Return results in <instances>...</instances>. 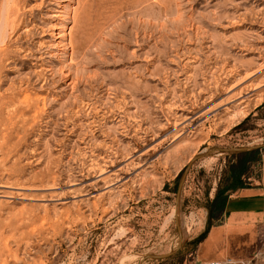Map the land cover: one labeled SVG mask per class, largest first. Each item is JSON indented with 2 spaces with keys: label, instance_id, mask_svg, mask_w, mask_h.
Returning a JSON list of instances; mask_svg holds the SVG:
<instances>
[{
  "label": "rangeland",
  "instance_id": "1",
  "mask_svg": "<svg viewBox=\"0 0 264 264\" xmlns=\"http://www.w3.org/2000/svg\"><path fill=\"white\" fill-rule=\"evenodd\" d=\"M6 15L0 264H202L261 176L264 0H0V31Z\"/></svg>",
  "mask_w": 264,
  "mask_h": 264
},
{
  "label": "crops",
  "instance_id": "2",
  "mask_svg": "<svg viewBox=\"0 0 264 264\" xmlns=\"http://www.w3.org/2000/svg\"><path fill=\"white\" fill-rule=\"evenodd\" d=\"M261 176L256 184L237 188L223 204V220L212 226L201 242L199 258L202 264L225 259L244 260L247 253L264 252L256 250V242L264 236V154ZM209 261V262H210Z\"/></svg>",
  "mask_w": 264,
  "mask_h": 264
},
{
  "label": "bare ground",
  "instance_id": "3",
  "mask_svg": "<svg viewBox=\"0 0 264 264\" xmlns=\"http://www.w3.org/2000/svg\"><path fill=\"white\" fill-rule=\"evenodd\" d=\"M7 1H8V0H7ZM10 1H11V0H10ZM4 2H5V1H4ZM5 5H6V4H5ZM7 6H8V5H7ZM5 8H6V6L4 7V9H5ZM6 9H7V8H6ZM6 9H5V10H6ZM10 9H11V8H10ZM3 13H4V10H3ZM3 13H2V14H3ZM2 14H1V15H2ZM5 14H6V13H5ZM8 18H9L8 15H6V18L4 19L5 22L2 24V28H1L2 30L0 31V32H1L0 34H6L5 32L8 31V27H9V25L11 26L10 21H9L10 19L8 20ZM12 26H13V25H12ZM7 33H8V32H7ZM0 37H1V36H0ZM212 158H213V157H212ZM176 215H177V212H176Z\"/></svg>",
  "mask_w": 264,
  "mask_h": 264
},
{
  "label": "water",
  "instance_id": "4",
  "mask_svg": "<svg viewBox=\"0 0 264 264\" xmlns=\"http://www.w3.org/2000/svg\"><path fill=\"white\" fill-rule=\"evenodd\" d=\"M249 149H252V148H249ZM249 149H242V148H240V149H237V150H239V151H247V150H249ZM180 188H181V185L179 186V189H178V198H177V203H178V200H179V196H180ZM170 256V254H159V255H155V256H152V258H166V257H169Z\"/></svg>",
  "mask_w": 264,
  "mask_h": 264
},
{
  "label": "built area",
  "instance_id": "5",
  "mask_svg": "<svg viewBox=\"0 0 264 264\" xmlns=\"http://www.w3.org/2000/svg\"><path fill=\"white\" fill-rule=\"evenodd\" d=\"M207 264H234V261L228 258V259H225L224 261H210Z\"/></svg>",
  "mask_w": 264,
  "mask_h": 264
},
{
  "label": "trees",
  "instance_id": "6",
  "mask_svg": "<svg viewBox=\"0 0 264 264\" xmlns=\"http://www.w3.org/2000/svg\"><path fill=\"white\" fill-rule=\"evenodd\" d=\"M238 185H239V186H238L239 188L243 187V184H238ZM216 198H217V197H216ZM208 231H209V230H208ZM206 234H207V233H206ZM205 236H206V235H205ZM205 236H204V237H205Z\"/></svg>",
  "mask_w": 264,
  "mask_h": 264
}]
</instances>
